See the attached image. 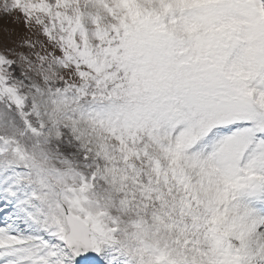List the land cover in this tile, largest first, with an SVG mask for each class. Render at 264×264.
I'll list each match as a JSON object with an SVG mask.
<instances>
[{"label": "snow or ice", "instance_id": "1", "mask_svg": "<svg viewBox=\"0 0 264 264\" xmlns=\"http://www.w3.org/2000/svg\"><path fill=\"white\" fill-rule=\"evenodd\" d=\"M0 21V264H264V0Z\"/></svg>", "mask_w": 264, "mask_h": 264}, {"label": "rangeland", "instance_id": "2", "mask_svg": "<svg viewBox=\"0 0 264 264\" xmlns=\"http://www.w3.org/2000/svg\"><path fill=\"white\" fill-rule=\"evenodd\" d=\"M7 24H9L8 21H0V25H7ZM9 26H11V25H9Z\"/></svg>", "mask_w": 264, "mask_h": 264}]
</instances>
